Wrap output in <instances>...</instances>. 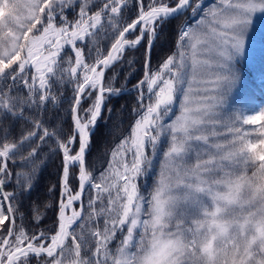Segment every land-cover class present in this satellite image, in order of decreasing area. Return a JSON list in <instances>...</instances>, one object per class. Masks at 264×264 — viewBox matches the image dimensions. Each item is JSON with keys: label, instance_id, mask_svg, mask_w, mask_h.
<instances>
[{"label": "snow or ice", "instance_id": "snow-or-ice-1", "mask_svg": "<svg viewBox=\"0 0 264 264\" xmlns=\"http://www.w3.org/2000/svg\"><path fill=\"white\" fill-rule=\"evenodd\" d=\"M258 13L264 0H0V264H264V106L233 97ZM117 97L130 119L98 166Z\"/></svg>", "mask_w": 264, "mask_h": 264}, {"label": "trees", "instance_id": "trees-1", "mask_svg": "<svg viewBox=\"0 0 264 264\" xmlns=\"http://www.w3.org/2000/svg\"><path fill=\"white\" fill-rule=\"evenodd\" d=\"M174 44V32L171 27L165 30L162 34L161 40L157 43L153 51V56L159 57L166 54ZM142 52L141 49L139 52L129 50L127 55L130 58H135L138 63L137 68L140 67L142 63ZM239 71V91L236 94L234 99L237 103H244L248 106L249 111L255 110L257 107L264 106V39L261 45L260 51L256 57V63L253 67L246 66L244 64H238ZM136 75H140L139 72ZM135 79L132 80L134 84ZM131 87V85H128ZM131 100L127 98H114L113 106L115 112L113 113L112 118L109 120L105 116L104 120L99 122V127L95 133V144L96 147L93 152V156L98 164L102 166L107 159L106 153L111 150L115 143H118L117 136L123 131L127 126L130 119V108L128 107L131 104ZM124 105V110L121 111V106ZM65 107L67 105H64ZM58 161L55 159L51 160L48 165L47 172L42 178V185L50 184L56 182V164ZM51 173V175H49ZM44 201H54L56 196H43ZM50 214V213H46ZM50 223V221H49Z\"/></svg>", "mask_w": 264, "mask_h": 264}, {"label": "rangeland", "instance_id": "rangeland-1", "mask_svg": "<svg viewBox=\"0 0 264 264\" xmlns=\"http://www.w3.org/2000/svg\"><path fill=\"white\" fill-rule=\"evenodd\" d=\"M264 39V14H257L253 19V26L250 27L248 35L245 40V49L243 54L238 58V64H244L249 67H253L256 63L257 54L260 51L261 45ZM239 91L238 81L233 89V97L236 98V94Z\"/></svg>", "mask_w": 264, "mask_h": 264}]
</instances>
